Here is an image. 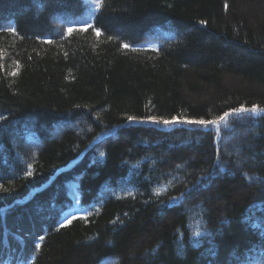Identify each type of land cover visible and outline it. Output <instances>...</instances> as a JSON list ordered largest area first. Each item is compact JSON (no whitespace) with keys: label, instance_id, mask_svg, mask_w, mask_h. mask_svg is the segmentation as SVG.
Here are the masks:
<instances>
[{"label":"trees","instance_id":"16d2710c","mask_svg":"<svg viewBox=\"0 0 264 264\" xmlns=\"http://www.w3.org/2000/svg\"><path fill=\"white\" fill-rule=\"evenodd\" d=\"M253 105L264 0H0V264H264Z\"/></svg>","mask_w":264,"mask_h":264},{"label":"snow or ice","instance_id":"6c2138e0","mask_svg":"<svg viewBox=\"0 0 264 264\" xmlns=\"http://www.w3.org/2000/svg\"><path fill=\"white\" fill-rule=\"evenodd\" d=\"M12 31H15V29H12ZM67 31L69 33H71L73 31V29L72 28H69ZM96 34L98 36L100 35L99 30L96 31ZM123 47L127 49V48H130V45L124 44ZM13 74H15V73H13ZM248 112H264V109H260L258 106H255V105H253L251 108H248V107H245V106H241L239 108L232 109L231 112H225L223 114V116L219 117V121H223L226 117H228L229 115L234 114V113H248ZM128 119L129 120H133L135 118L129 117ZM148 119L150 121L154 122V123H164V124L187 122V123H197V124H199L201 126L218 125V121L217 120H211V121H205V120H199V121H179V120H176L175 118H173V120H156L155 117H149ZM101 155H103V153H101Z\"/></svg>","mask_w":264,"mask_h":264},{"label":"rangeland","instance_id":"374dc122","mask_svg":"<svg viewBox=\"0 0 264 264\" xmlns=\"http://www.w3.org/2000/svg\"><path fill=\"white\" fill-rule=\"evenodd\" d=\"M258 8H259V6H258ZM259 9H261V7ZM54 17H55V21H57L59 24H61L62 22H67V21H69L71 19H75L76 18L74 15H71L69 13H63V14H60V15H57V16H54ZM168 31H169L168 27H161V29H159V30L155 26L151 27L149 29V31L146 32V34H144V40L155 39V38L160 39L164 35H166L168 33ZM83 124H84V120H82V119L78 120V122H76V124H75V129L76 130L81 129V125H83ZM159 124H163V123H159ZM249 132H252V128L248 129V133ZM227 141L225 140V143ZM38 145H39V143H34V144H31L30 147L34 149Z\"/></svg>","mask_w":264,"mask_h":264}]
</instances>
